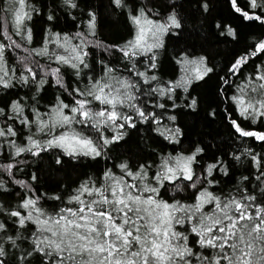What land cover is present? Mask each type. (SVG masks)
<instances>
[{"label":"snow or ice","instance_id":"1","mask_svg":"<svg viewBox=\"0 0 264 264\" xmlns=\"http://www.w3.org/2000/svg\"><path fill=\"white\" fill-rule=\"evenodd\" d=\"M230 4L245 21L264 24V0H249L251 11L241 9L237 0H230ZM109 5L118 12L127 10L133 31L123 45L99 39L97 12L90 6L84 31L62 35L49 30L42 47L28 48L13 37L32 43L28 22L36 9L29 0H11L10 7L0 8L11 18L0 16V92L20 86L34 88L39 94L46 85L60 92L44 112L35 96L30 105L21 97L7 103L0 98V197L10 192L9 182L23 192L16 193L18 201L11 207L0 202V264H264V154L250 149H245L244 155L258 170L254 180L259 182V196L247 184L234 191H214L220 183L214 172L228 176V167L217 159L197 171L204 152L199 146L187 154H167L155 166L141 163L133 169L124 161L115 166L119 172L108 168L99 177L86 176L66 198L51 197L63 205L51 210L41 203L47 197L37 194L33 186L38 180L35 173L28 180L16 178L25 164L18 158L25 154L39 157L59 150L74 160L102 158L111 145L125 139L126 128L150 122L159 130L169 109L167 102H172L173 109L179 107L175 102L177 89L187 92L193 80H203L213 71L205 57L183 55L177 60L183 73L178 80L165 82L155 74V50L164 46L163 36L182 27L174 3L163 17L152 0H137L135 4L109 0ZM57 7L67 12L78 9L80 3L60 0ZM201 7L209 10L207 2ZM56 19L53 9L47 20ZM226 34L237 35L230 26ZM49 44L63 51H50ZM93 49L109 56L119 52L127 64L120 69L101 58L96 60L100 70L93 74L89 64ZM19 50L25 54H17L10 62L9 54ZM262 53L264 40H259L231 63L227 70L230 75L221 77L223 84L228 85L250 58ZM141 56L146 58L143 70L137 67ZM36 57H46L47 65ZM67 69L72 70L74 82L65 80ZM246 79L247 83L238 86L229 98L237 118L229 114L228 119L237 138L264 143V130L246 129L241 124L264 123V67L258 65L256 74ZM197 105L192 97L185 106L195 110ZM149 107L163 111H149ZM167 119L174 122L176 116ZM17 125L28 134L25 136ZM108 132L111 135H106ZM165 132L170 143L180 142L179 127L166 128ZM55 164H63L60 154ZM242 179L250 183L247 176ZM169 186L171 194L165 199L161 190L168 192ZM189 190L190 197L176 198L177 193ZM21 230L29 235L24 237ZM18 240H26L28 248L21 251Z\"/></svg>","mask_w":264,"mask_h":264},{"label":"trees","instance_id":"2","mask_svg":"<svg viewBox=\"0 0 264 264\" xmlns=\"http://www.w3.org/2000/svg\"><path fill=\"white\" fill-rule=\"evenodd\" d=\"M136 2L137 0H129L130 4ZM204 2L209 4V10L206 12L201 7ZM248 2L249 0H237L241 9L251 11ZM29 3L36 9L33 19L28 22V26L32 29V43L26 44L25 41L20 40V37H13L28 48L42 47L45 39L49 36V30L62 35H74L78 31H84L90 6L97 12V35L100 40L108 44L123 45L124 41L130 39L132 35L133 29L127 19V10L118 12L110 7L109 0H79L80 7L67 10V12L61 11L57 7L60 0H29ZM152 3L159 8L161 17L167 14L170 10L169 5L174 3L182 24L180 29H172L164 35V46L155 50L158 66L155 74L165 82L178 80L183 73L182 66L177 63V60L183 55L190 58L205 57L207 67H211L213 71L203 80H193L187 92L177 89L175 102L179 107L173 109L171 108L172 102H167L169 109L159 125V130H157V125L150 122L138 123L134 129L126 128L125 139L111 145L105 157L96 159L79 157L74 160L63 156L59 150H53L42 153L39 157L25 154L18 158L24 159L25 164L21 165L22 171L17 172L16 178L28 180L32 173L38 176V180L33 186L37 189V194L43 193L47 197L46 200L41 201L45 208L51 210L56 206H63L60 201L53 200L51 197L60 195L66 198L86 176L99 177L108 168L119 172L115 166L124 161L128 162L133 169L141 163L155 166L167 154H187L196 146L204 149L199 157L200 167L197 171H202L204 166L214 163L217 159L222 160L228 167V176L214 172L220 181L219 185L214 186V191L218 193L221 189L224 192L234 191L247 184L250 191H255L258 196L260 195L259 182L254 180V176L259 174L258 170L254 167L251 158L244 155V152L245 149H250L254 153L264 154V143L251 138L246 140L237 138L228 115L231 114L233 118H237L235 106L229 98L236 94L238 86L247 83V77L256 74L258 65L264 67V53L250 58L241 73L231 77L228 85L223 84L221 77L230 75L227 70L235 59L251 50L257 41L264 40V24L258 21H245L241 14L235 12L231 7L230 0H152ZM10 6L11 0H0V8ZM53 9H55L57 19L54 22H49L47 16L52 13ZM0 16L11 19L7 12H0ZM218 24L221 27H217ZM227 26L236 30L235 38L226 34ZM9 28L11 29L10 25ZM222 32L225 34L222 35ZM72 43H77V41L73 40ZM48 47L50 51H63L57 49L54 44H49ZM91 51L93 54L89 57V64L94 69L93 74L100 70L96 60L101 58L120 69H123L127 64L119 52H113L109 56L99 52L98 49ZM17 54L24 55L25 53L19 50L16 54H9L10 62L15 61ZM36 59L41 64L47 65L48 63L46 57H36ZM137 61V67L143 70L146 58L141 56L137 58ZM52 66L55 67V63H52ZM65 80L74 82L75 77L71 69L66 70ZM58 95L60 92L51 85H46L39 94L35 93L34 88L29 90L27 87L20 86L7 92H0L3 103L21 97L24 98L27 105H30L31 98L35 96L41 112L54 104ZM192 97L198 101L195 110L185 106ZM62 98H65L66 102H70V98L66 96ZM148 110L158 113L163 111L151 107ZM25 111L27 114V108ZM212 112H215V116L211 115ZM171 115L176 116L174 122L167 119V116ZM241 124L246 129L264 130V123L260 121H257L256 124L241 121ZM17 127L24 132L25 136L28 134L22 126L17 125ZM174 127H179L182 132L179 143H170L165 139V135H167L165 129ZM162 132L165 134L162 135ZM106 135H111V133L108 132ZM38 138H43L42 134H38ZM17 142L19 143L20 140L18 139ZM57 154L61 155L62 165L55 164ZM235 156H240V159H234ZM149 171L151 175L154 168ZM245 176L249 178L250 183L243 182L242 178ZM7 186L10 188V192L0 197V202L11 207L18 201L16 193L20 192L23 195V192L18 185H12L9 182ZM161 191L164 198L169 199L171 186H169L168 192H164L163 189ZM190 196L191 190L176 194L177 199ZM21 233L24 237L29 235L23 230ZM17 243L21 245V251L28 248L26 240L23 242L18 240Z\"/></svg>","mask_w":264,"mask_h":264}]
</instances>
